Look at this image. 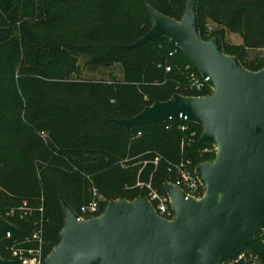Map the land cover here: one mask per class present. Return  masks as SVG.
Wrapping results in <instances>:
<instances>
[{
  "label": "trees",
  "instance_id": "obj_1",
  "mask_svg": "<svg viewBox=\"0 0 264 264\" xmlns=\"http://www.w3.org/2000/svg\"><path fill=\"white\" fill-rule=\"evenodd\" d=\"M145 1L176 21L184 16L186 0ZM198 18L204 41L209 20L222 27L216 36L226 55L251 72L264 68V62L254 67L247 61L249 50H264V0H200ZM152 27L140 0H0V214L6 218L24 202L43 206L47 256L65 226L61 200L79 212L96 189L107 205L133 202L147 196L135 188L139 181H152L165 194L170 164L184 158L199 166L216 157L209 152L213 146L201 143L198 124L176 121L128 131L114 122L175 95L212 94L208 86L190 89L186 67L199 72L167 37L128 49ZM227 32L240 34L243 45L226 43ZM83 58L90 66H121L124 77L83 80ZM181 125L189 130L181 132ZM194 130L197 139L183 150ZM40 217L35 212L11 222L28 233ZM261 236L250 247L264 259ZM4 246L1 256L8 259Z\"/></svg>",
  "mask_w": 264,
  "mask_h": 264
},
{
  "label": "water",
  "instance_id": "obj_2",
  "mask_svg": "<svg viewBox=\"0 0 264 264\" xmlns=\"http://www.w3.org/2000/svg\"><path fill=\"white\" fill-rule=\"evenodd\" d=\"M140 1L153 27L128 49L167 37L213 92L198 98L175 95L114 122L128 131L177 120L202 126L201 143L217 151L214 161L196 169L205 195L187 199L166 183L173 221L159 217L146 197L110 203L89 221H81L61 200L65 226L45 264H224L264 232V68L251 72L225 54L222 38H201L200 0H186L180 22ZM8 234L17 237L22 230L0 214V264H14L1 256Z\"/></svg>",
  "mask_w": 264,
  "mask_h": 264
},
{
  "label": "built area",
  "instance_id": "obj_3",
  "mask_svg": "<svg viewBox=\"0 0 264 264\" xmlns=\"http://www.w3.org/2000/svg\"><path fill=\"white\" fill-rule=\"evenodd\" d=\"M176 53L177 52H174L171 56H174ZM171 70V67L166 68L167 73H170ZM186 72L190 81L191 90L202 92L205 87H210L208 80L204 79L200 73L198 74L193 71L191 65L186 67ZM177 121L189 123L187 120ZM173 122L176 121H170L167 123ZM171 128L172 125L167 126L168 130ZM179 129L181 132L186 133L189 130V127L188 125H181ZM139 136H141V134H139ZM197 137L198 132L196 130L192 131L190 133L189 141L183 142V150L186 145L192 144ZM158 162L159 159H156L155 164L158 165ZM197 167L198 166H195L192 160H186L184 158L178 163L170 164L169 172L171 173V179L167 183L178 187L185 194L187 199L193 198L201 200L205 195V188L196 175ZM135 188L147 193L146 198L152 204L159 217L168 221H173L175 219V210L167 192L165 194L160 193L154 188L152 181L149 183L139 181ZM102 199L103 197L95 189L93 191L92 201L83 205L80 208V211L77 212L79 219L81 221H89L102 216L103 213L101 212L99 202V200ZM35 212L40 213L41 217L33 222V229L28 233H25L19 226L11 222V220L25 221L31 219ZM4 219L10 224L21 229L22 234L17 237H13L11 234H8L7 239L3 241L5 243L4 251L8 255V259H3L14 262V264H45L49 255L47 256L45 252L46 241L44 236L45 219L43 206L39 209H35L30 207L28 202H24L20 207L7 211L6 218ZM261 237L264 243V236ZM224 264H264V259L261 258L259 253L253 251L251 247H248Z\"/></svg>",
  "mask_w": 264,
  "mask_h": 264
},
{
  "label": "rangeland",
  "instance_id": "obj_4",
  "mask_svg": "<svg viewBox=\"0 0 264 264\" xmlns=\"http://www.w3.org/2000/svg\"><path fill=\"white\" fill-rule=\"evenodd\" d=\"M182 19H181V21H182ZM199 25H200V23H199ZM203 27H204V30L206 32L207 39L209 41H211L214 38L219 37V36H216L217 35L216 33L222 30V27L218 26L217 24H215L214 22L209 21V20L204 21ZM226 43H228L230 45H236V46L243 45V39L240 36V34H238V33L227 32ZM86 61L87 60L85 58L80 60L81 69H82V79L83 80H86V81H102V80H111L114 77H117L118 79H123V77H124V71H123L121 66L115 65V66L108 67V68L98 67V66H90V65L86 64ZM247 61L251 66H254V67L260 66L264 62V50H249ZM204 90H206V87L204 88ZM211 90H212V88H211ZM212 92H213V90H212ZM206 152H208V151H206ZM209 152L217 153L215 147L212 150H210ZM99 202H100V209L102 212L103 206L106 205V208H107V206L109 204L107 205V202L104 198L102 200H99ZM102 213H104V212H102Z\"/></svg>",
  "mask_w": 264,
  "mask_h": 264
}]
</instances>
